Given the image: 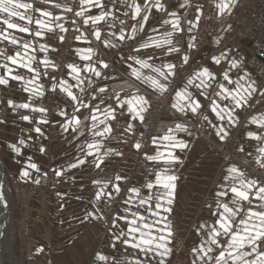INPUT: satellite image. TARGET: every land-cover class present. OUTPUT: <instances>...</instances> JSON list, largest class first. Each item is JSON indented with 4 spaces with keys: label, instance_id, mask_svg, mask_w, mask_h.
<instances>
[{
    "label": "crops",
    "instance_id": "obj_1",
    "mask_svg": "<svg viewBox=\"0 0 264 264\" xmlns=\"http://www.w3.org/2000/svg\"><path fill=\"white\" fill-rule=\"evenodd\" d=\"M190 1L160 0L164 9L157 11L152 8L148 13L149 19L141 31L138 23L140 18L132 19V10L127 6V4H131L132 0H127L126 3L115 0V5L111 0H103V3L107 5V10H110L113 15L98 25H93L91 21L86 25L84 19L88 15H99L101 12L99 8H91L90 11L85 12V16L75 15V12L80 10V0H51L50 3H45L44 0H23V2L33 5L32 9H19L32 17L33 22L27 25L31 29V34L8 30L20 41L19 45H13L0 38V53H3L0 55V65L8 64V67L13 69V75L24 77L22 81L9 78L7 85H0V108L7 111L0 132L2 170L3 174L7 176L34 184L46 182L51 171L61 172L66 180L60 192L61 201L54 202L37 198L32 201L30 234L26 239L22 235V226L16 209L14 245L17 264H104L96 259L98 253L109 257L107 264H114L113 258L120 261L126 257L131 259L132 256L137 255L132 249L126 248L119 242H116L115 248L112 246L114 236L119 234L120 230H127L124 220L116 219L115 226L112 221L114 218L124 215L131 218L130 213L124 211L125 208H130L132 211L139 208L138 200H134L130 204H125L124 201L134 195L129 191L133 187L140 189L141 196L146 195L148 190L144 185L154 180L156 171L167 167L163 161L156 162L146 159L147 155L156 154L158 146L160 151H165L163 143L166 142H160L159 145L152 143L144 155L141 171L135 172L134 168L140 153L134 145L137 142L140 143V128L143 122L141 123L138 118H133V114L127 111V105L123 108L119 106L115 98L116 94H119L121 100L129 98L132 94L142 95L148 100L149 93L164 94L171 89L170 103L172 105L175 102L176 91L182 88L187 79L202 67H208L216 74L217 82H223L229 88H234L235 85H229L227 81H223L222 73L224 71H228L233 81L245 76V81L242 83L247 84L255 81L257 91L248 99L247 104L235 110V123H229L227 116L225 120H219L211 111L209 100L200 96L195 87L189 86V91L193 92L196 98L201 101L203 107L198 113H203V117L200 120V125L210 132L214 139L219 142L234 139L236 148L240 152L256 159H264V153L259 151L264 148V127L251 122L253 117L259 120L264 116V79L248 69L249 53L247 51L237 48H219L221 40L234 26L231 12L237 0H223L228 4V8L223 13L218 7L221 0L215 1L219 23L211 33L209 40L204 42H198L197 15H191L184 20V14ZM152 3H155V0H152ZM56 4H60L61 7H55ZM182 4L184 7H181ZM65 5L71 7L73 11L65 12ZM37 8L51 12L52 16H41L40 12L35 10ZM171 12L177 13L180 31H175L171 23H164L165 20L175 19L169 15ZM3 16L4 14H0V17ZM55 17H61V19L55 20ZM76 18L81 20V24L78 26L73 25ZM37 19L50 22L53 31L49 32L46 28H39L35 23ZM13 20L20 24L27 23L18 18H13ZM120 21L124 23L121 24ZM58 24H62L66 31L57 27ZM134 27L136 28L135 34L132 31ZM3 28L6 26L0 21V29ZM97 28L101 32L100 40L92 35ZM121 30L125 36L124 40L119 39ZM36 31H42L43 36H35ZM167 32H172L173 45L179 48V52L169 53V45H163L160 48H140V45L148 41L149 37L160 40ZM70 33L74 36L73 43L63 71H60L61 67L57 61L61 51L65 48L66 39ZM133 35L134 38H131ZM78 36L81 38L77 39ZM60 37H64V39L61 40ZM105 41L109 42L108 46L105 45ZM24 42L30 45L24 62H28V56L35 57L31 64L36 72H29L26 68L12 65L6 59L9 55L14 56L17 51H20L23 56L25 50L22 48V44ZM41 45H45L44 50H41ZM86 48L93 49L90 60L81 59V55H87V53L78 52V50ZM136 49H140L139 52ZM185 55L189 57L187 64L183 62ZM213 56L221 58L220 64L214 63ZM129 57L134 59H129ZM136 59H148L150 64L159 68L166 64H173L176 66L175 74L177 62L181 61L184 66L189 67L190 73L175 86H173L175 75L169 76L167 81L160 78L162 83L167 84V91L160 93L132 75V68H140L135 62ZM44 60L49 61L47 66L43 63ZM110 61L115 67L113 71H107L101 63L108 65ZM232 61L237 63L236 68L231 67ZM69 64L80 69L82 84L73 78L74 73L69 74L71 72L67 67ZM130 65L131 67H129ZM89 67H94L101 75L97 77L94 72L87 71L86 69ZM140 70L144 75H157L150 69ZM0 75H6L5 68L0 67ZM29 80L34 81L29 87L37 89L41 93L40 95L24 91ZM64 81H67V85H72V92L80 102L87 104L88 107H82L79 102L73 101L60 90L59 85ZM54 86H56L55 91H53ZM101 87H105L106 91L99 92L98 89ZM49 90L55 94L56 105V110L51 116L47 114V109L44 106V100ZM213 90H218L216 83H213L212 88L207 90L209 96L217 99L222 107L231 106V101H220L212 96ZM9 101H12L11 105ZM22 103H29L31 107L28 109L16 107ZM96 106L99 110L94 112ZM109 107L115 109L113 113L115 119L106 118L105 110ZM33 108H44L46 111H33ZM77 108L79 111L76 110ZM62 112L64 115H61ZM119 112L124 113L127 122L125 127L118 128L115 125L116 115ZM146 113H143L144 118ZM93 114L97 116L96 121L91 119ZM205 115L208 117L207 120L204 119ZM23 116H28L30 119L24 120ZM196 116L197 114L193 115L191 112H178L176 116L166 117L162 121L159 132L155 135L156 138L163 136L169 128L175 129L178 123L183 124L187 129L183 132H174L176 138L183 140L188 147L183 151L175 150L179 162L171 165L172 174L178 176L174 202L170 206L172 211L170 213L161 212V216H166L167 220L156 226L159 229H164L165 224H169L168 217L170 215L177 217L180 226L179 235L186 247L187 264H193L194 260H196V264H202L192 249L200 247L202 242L209 238L208 230L215 226L216 217L213 216V213L218 211L217 201L229 203L231 206L232 194L230 192L225 197L217 196V193L221 191H228L232 184L231 179H225L229 176L228 169L235 166L244 173L246 180H255L246 171L230 164L224 169L219 184L215 188L211 187L212 179L220 166L221 157L218 153L210 150L198 135L196 127H194ZM73 117L81 121L80 125H69L65 130V124ZM45 120L47 123L41 122ZM100 121L104 123H100ZM93 124H95V128ZM129 125L133 126L130 131L126 130ZM52 126H55L58 132V138L53 142L49 139ZM106 126L111 128L110 132L104 133L102 136L94 134L103 132ZM37 127L41 130L39 133L35 131ZM221 128L224 130L221 135L227 133L224 139L217 135V131ZM249 133L259 136L260 139L250 137ZM21 140L24 141V144L19 143ZM92 143H97L99 147L92 149L93 155H86L89 151L87 145ZM12 145L20 148L19 154L12 150ZM41 148L44 149L43 152L40 150ZM51 157L54 158L53 161H50ZM78 160L85 162L77 167H70ZM31 163L36 164L38 170L28 167ZM97 163L100 164L99 168L96 167ZM24 171H27L29 175L23 176ZM117 176L123 179L117 181ZM128 177L131 178L130 181L126 180ZM37 181L39 182L37 183ZM94 181H100V183L96 184ZM104 184L108 185L105 192L112 193V197L109 199L104 196L100 201H97L95 193L104 187ZM117 184L120 187L119 193L114 188V185ZM261 186L257 182L256 187ZM252 193L255 194V188L252 189ZM259 203L261 202L258 200L252 201L253 206ZM244 207L247 209L249 205L245 203ZM139 211L147 215L143 208H139ZM90 213L92 215H89ZM201 225L204 227L201 228ZM170 239L169 247L172 251L163 258L165 264H173L179 256L173 247V235ZM25 243L30 245L34 254L33 260L30 262L26 261L24 257ZM212 247L215 249V246ZM37 249L43 250L37 251ZM218 251L216 249L210 255L214 256L218 254ZM129 253L132 256H129ZM139 258L144 261V264H159L161 259L159 256L151 254L145 256L143 253L139 254Z\"/></svg>",
    "mask_w": 264,
    "mask_h": 264
},
{
    "label": "snow or ice",
    "instance_id": "obj_2",
    "mask_svg": "<svg viewBox=\"0 0 264 264\" xmlns=\"http://www.w3.org/2000/svg\"><path fill=\"white\" fill-rule=\"evenodd\" d=\"M45 3H50L51 0H44ZM113 5H115V0H111ZM121 2L126 3L127 0H121ZM151 5V7H150ZM87 6V7H86ZM127 6L132 10V19H137L140 24V30H143L144 24L147 23L149 19L148 13L151 12L152 8H155L157 11L163 10L164 5L160 3V0H155V3H152V0H132L131 4H127ZM55 7L60 8V4H56ZM181 7H184L182 4ZM220 12L223 13L226 8H228V4L224 3L221 0V3L218 5ZM33 5L31 3H25L23 0H0V14H4L3 17H0V21H2L3 25L6 28L0 29V38L9 41L13 45H19L20 41L16 39L15 36H12L8 30H15L20 33H29L31 34V29L27 26L31 24L32 17L26 15L25 12L19 11V9H32ZM91 8H99L101 12L99 15H88L84 19V24H88L89 21L93 25H98L101 21H104L107 17L112 16L113 13L110 10H107V5L103 3V0H80V10L75 12L76 16H85L86 11H90ZM39 11L41 16L51 17L52 13L48 11H42L41 9H35ZM65 12H72L73 9L67 5L64 6ZM143 13V15H142ZM128 15V13H125ZM170 16L175 19L172 21L165 20V24L171 23L172 28L175 31H180L179 27V18L177 17L176 12L169 13ZM13 18H18L21 21H26V24H20L14 22ZM55 20L61 19V17H55ZM36 25L41 29H47L49 32L53 31L52 25L50 22H45L43 20L37 19L35 21ZM123 24V21H120ZM62 31H66L62 24H58ZM133 34L136 32V28L132 29ZM92 35L95 36L97 40L101 39V32L97 28ZM35 36L41 37L43 36L42 31H36ZM172 32L165 33L164 38L160 40H154L149 37L148 41H145L140 45L141 49H147L151 47L160 48L163 45H169L168 48L169 53L179 52V48L173 45V41L171 39ZM81 37H77L80 39ZM134 38V35L133 37ZM61 40L64 37H60ZM120 40H124L125 36L123 34V30H121V35L119 37ZM106 46L109 45L108 41L104 42ZM114 46V45H112ZM30 45L27 42L22 44V48L25 50L24 55L22 56L20 51H17L15 55H9L6 57L7 61H9L12 65H17L21 68H26L29 72H36V69L32 67L31 61L35 59V57L28 56L27 61L24 62V57L27 55V49H29ZM45 49V45H41V50ZM140 49H136L139 52ZM82 51L83 53H87V55H81V59L90 60L91 55L93 53L92 48H86L83 50H78V52ZM3 55V53H0ZM129 59H134L133 57H129ZM151 59V57H149ZM189 57L187 55L183 56V62L185 64L188 63ZM212 60L216 64H220L221 58L217 56H213ZM136 64L140 66L139 69L132 68V75L137 79L147 83L151 88L160 93L167 91V84L162 83L160 78H163L164 81H167L169 76L175 75V65L166 64L163 65L162 68L154 67L152 64L148 62V59H136ZM43 63L47 66L49 61L44 60ZM102 63L104 68H107L108 65L106 63ZM238 65L235 61H232L231 67L236 68ZM6 69V75H0V85H7L9 83V78L15 81H22L24 77L21 75H13V69L8 67V64L0 65ZM71 72V74H75L73 77L78 81L79 84L83 83V80H80V69H78L75 65L69 64L67 66ZM131 67V65L129 66ZM140 69H150L152 72L156 73V76L153 75H144ZM166 69L167 71L163 70ZM87 71L94 72L97 77L101 75L99 71H97L94 67H89L86 69ZM38 75V74H37ZM247 75V74H245ZM159 77V78H158ZM223 81H227V84H234V88H229L223 82H217L216 74L209 70L208 67H202L200 70L196 71L191 77L187 79L186 84L176 91L174 100L171 107L176 109L178 112H191L193 115L198 114L199 110L203 107L201 101L196 98L193 92L189 91V86H193L199 92V95L204 97L206 100H209V107L213 113H215L216 117L223 121L226 116L229 123H235L234 113L237 108L243 107L247 104L248 99L252 96L253 93L257 91L255 87V81L249 82L247 84L242 83L245 81V76H241L236 81H233L228 71H224L222 73ZM198 81V83H197ZM33 80H29L24 87V91L31 92L33 95H40L41 93L29 85L33 84ZM213 83H216V87L218 90H213L212 96L218 98L220 101H231V106H221L218 103V100L215 98H211L208 94V89L212 88ZM67 81L62 82L59 87L60 90L65 92L68 97H70L73 101H77L81 104L82 107H88L87 104H83L78 100V97L72 92V85H67ZM56 90V86L53 87V91ZM83 91V89H81ZM99 92L103 93L106 91L105 87H101L98 89ZM116 101L121 108L127 105V111L133 114L134 119H139L142 123L144 121L143 113L147 112L150 107L149 101L142 95L132 94L129 98H125L121 100L119 94H116ZM95 99V97H93ZM9 104H12V101H9ZM16 107L28 109L31 107L29 103H22L16 105ZM33 111L45 112L44 108H33ZM79 111V109H76ZM99 108L96 106L94 108V112L98 111ZM115 112L114 108L109 107L105 110V116L111 117L115 119L113 113ZM61 115H64L62 112ZM22 119L29 120L28 116H23ZM91 119L93 121L97 120V116L95 114L92 115ZM204 119L207 120L208 117L205 115ZM42 123H47V121H41ZM252 123L259 124L260 127H264V116L260 117L257 120L256 117L252 118ZM81 121L73 117L72 120L68 121L65 124V130L69 125H80ZM100 123H104L100 121ZM95 128V124H93ZM132 125L128 126V129L131 130ZM75 130V128H73ZM36 132H40V128L37 127L35 129ZM111 128L106 126L103 132H95V135L102 136L104 133L110 132ZM176 131H187L183 124H176L175 129L169 128L167 133L163 136L156 138L153 137L152 143L158 144L160 142L163 143V148L165 151H160L159 146L157 148L155 155H147L146 159L150 161H163L167 167L160 169L155 172V178L152 181H149L144 185V187L148 190L147 194L141 196L140 189L131 188L129 191L133 193V196H130L127 200L124 201L125 204H130L134 200H138L139 208H143L147 215L141 213L139 208L136 211H132L130 208H125L126 213H130L131 218L128 215L119 216L113 219L112 223L115 226L116 219H122L125 221L126 231L120 230L119 234L114 236L113 247L115 248L116 242H119L121 245L126 248L132 249L137 255L132 256L129 253V256H132L131 259L124 258L123 260L116 261L115 258L114 264H144V261L139 258V254L143 253L145 256L147 255H155L161 257L159 264H165L164 257L168 256L172 249L169 247L171 243V237L173 235L171 231V225L166 223L164 229H159L156 226L167 220V217H162L161 212L172 211L171 205L174 202L175 196V188L176 181L178 180V176L172 174L171 165H174L179 162V157L176 155L177 149L180 151L185 150L188 145L183 140H178L174 135ZM223 128L217 131V135L220 136L221 139H224V136L227 135L225 132L224 135H221L223 132ZM249 136L254 139H260L259 136H255L253 133H249ZM20 144H24V141L21 140ZM12 150L17 154L20 153V148L16 145H12ZM99 145L97 143L88 144L87 148L89 151L86 155H93L92 149H98ZM134 147L136 149L141 148V144L137 142ZM42 152L43 148L40 149ZM260 152L264 153V148L259 149ZM119 155V153H117ZM84 160H78L77 163L71 164L70 167H77L79 164H83ZM102 162V161H101ZM259 162V161H258ZM28 167L32 169H37V165L31 163ZM96 167L99 168L100 164L97 163ZM261 167H264V163H261ZM229 176L225 179H231L232 184L230 185L228 191H221L217 193L219 197H225L231 195V206L229 203H222L217 201V212L213 213V216L216 217L214 221L213 227L208 230V239L202 242V245L198 248H193L192 251L196 254L198 260L202 262V264H264V251L261 250V245L264 244V186L256 187L257 181L255 180H246L244 178V173L241 172L235 166L230 167L228 169ZM58 176L61 175V172L56 173ZM23 176H28L29 173L24 171L22 173ZM123 179L120 176L116 177V180L119 181ZM39 181H37L38 183ZM94 183L99 184L100 181H94ZM107 184H104V187L100 188L99 191L95 193V199L100 201L102 197L107 196L109 199L112 197V193L105 192V188H107ZM115 191L117 193L120 192L119 185H114ZM255 188V194L253 195L252 189ZM2 199V197H0ZM258 200L261 203L253 206L252 201ZM247 203L249 207L245 209L244 204ZM222 209V211H219ZM260 209V210H257ZM243 214V215H241ZM89 215H92L91 213ZM239 220L237 221V218ZM99 218V217H98ZM204 225H201L203 228ZM155 230V231H154ZM166 232V234H164ZM215 246V249L212 247ZM216 249H218V254L210 255ZM43 249H37V251H42ZM96 259L98 261L104 262L107 264L109 261V257L103 254H97ZM193 264H196V260L193 261Z\"/></svg>",
    "mask_w": 264,
    "mask_h": 264
},
{
    "label": "built area",
    "instance_id": "obj_3",
    "mask_svg": "<svg viewBox=\"0 0 264 264\" xmlns=\"http://www.w3.org/2000/svg\"><path fill=\"white\" fill-rule=\"evenodd\" d=\"M215 1L216 0H191L188 9L184 14V20L191 15H197L198 42L208 41L211 33L219 23V15ZM231 18L233 19L234 26L224 39L221 40L219 48H237L247 51L249 53L247 61L248 69L264 79V0H237L232 9ZM79 24H81V20L76 18L73 25L78 26ZM73 38L74 36L72 33L67 36L65 48L61 51L58 58L57 62L61 67L60 71H63V66L67 61ZM114 69L115 67L110 61L106 70L113 71ZM189 73V67L184 66L181 61H178L177 71L173 79V86L178 82H181L189 75ZM171 93L172 90L170 89L164 94L153 92L148 94L150 107L148 108L140 128L139 139L141 148L139 149L140 155L136 167L134 168L135 172L141 171L144 163V155L150 149L153 137L159 132L163 119L178 115L176 109L171 107ZM109 102H111V100H109ZM44 106L47 109V114L49 116L55 112V94L53 91L49 90L47 92ZM6 116V109L0 108V132ZM202 117L203 113L197 114L194 127H196L198 135L208 148L218 153L221 157V163L212 179L211 187L215 188L219 184L224 169L230 164L236 165L240 169L246 171L260 185L264 186V167H261V163H264V159H256L240 152L236 148L234 139H229L226 142H219L214 139L211 133L206 131L200 125ZM115 125L118 128L127 126L123 112L117 113ZM57 138L58 132L56 127L52 126L49 132V139L53 142ZM53 160L54 158L51 157L50 161ZM4 176L7 182V187L11 194L14 195L17 204L18 219L22 226V235L26 239L30 234V210L32 201L36 198L41 200H52L54 202L61 201L60 192L66 179L62 175L58 176L53 171L49 173L46 182L39 184L24 182L5 174ZM130 179L131 178L128 177L126 180L130 181ZM168 221L171 225V231L174 238L173 247L179 253V256L173 264H187V252L179 235L180 226L178 219L176 216L170 215ZM261 250L264 251V244L261 245ZM33 255L30 245L25 243L24 257L26 261H32L34 257Z\"/></svg>",
    "mask_w": 264,
    "mask_h": 264
},
{
    "label": "rangeland",
    "instance_id": "obj_4",
    "mask_svg": "<svg viewBox=\"0 0 264 264\" xmlns=\"http://www.w3.org/2000/svg\"><path fill=\"white\" fill-rule=\"evenodd\" d=\"M3 167L0 169V194L8 196L9 205L7 210V218L4 221V228L0 225V249L3 250V264H17L16 263V250H15V220H16V201L13 194L8 193L7 182L3 174ZM5 186V187H4ZM2 207L0 203V208ZM6 211V210H5ZM1 217V215H0ZM6 231V237L8 238L7 244L4 246V240L2 239V231ZM5 251V252H4Z\"/></svg>",
    "mask_w": 264,
    "mask_h": 264
},
{
    "label": "bare ground",
    "instance_id": "obj_5",
    "mask_svg": "<svg viewBox=\"0 0 264 264\" xmlns=\"http://www.w3.org/2000/svg\"><path fill=\"white\" fill-rule=\"evenodd\" d=\"M2 168L1 165V161H0V169ZM5 187V186H4ZM0 197H2V199H0V203L2 205V207L0 208V225L2 228H4L3 224L5 219L7 218V210H8V205H9V199L8 196L5 194H0ZM6 210V211H5ZM2 239L4 240V246L7 244L8 242V238L6 237V231H2ZM5 252V251H4ZM0 264H3V250L0 249Z\"/></svg>",
    "mask_w": 264,
    "mask_h": 264
},
{
    "label": "water",
    "instance_id": "obj_6",
    "mask_svg": "<svg viewBox=\"0 0 264 264\" xmlns=\"http://www.w3.org/2000/svg\"><path fill=\"white\" fill-rule=\"evenodd\" d=\"M7 190H8V193L11 195V192H10L9 188Z\"/></svg>",
    "mask_w": 264,
    "mask_h": 264
}]
</instances>
